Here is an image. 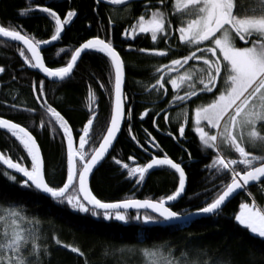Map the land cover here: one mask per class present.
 <instances>
[{"label": "snow or ice", "instance_id": "obj_1", "mask_svg": "<svg viewBox=\"0 0 264 264\" xmlns=\"http://www.w3.org/2000/svg\"><path fill=\"white\" fill-rule=\"evenodd\" d=\"M134 2L96 0V5L98 7L103 3L113 12L123 11L130 15ZM35 8L46 14V18L54 24L50 39H39L18 27L3 25H0V38L16 42L23 64L43 73L46 78H53V82L69 78L82 53L101 54L110 65L109 83L112 87L106 91L111 99V116L106 132L97 144L92 132L96 111L91 105L95 94L90 88V116L77 134V142L69 121L47 102L45 81L41 79L33 83V93L48 114V125L53 134L62 131L61 143L66 142V179L58 185H52L46 179V164L33 133L21 123L0 116V130L15 138L26 153L14 160L0 152L3 175L13 185L22 188L19 200L9 199L8 193L0 190V200H7V203H0V264H45L46 257L47 264H50V246L44 242L47 236L40 227V221L25 212L27 205L22 198L27 193H43L60 209L67 207L72 212L90 214L108 222L114 220L121 225L128 224L132 219L130 210H135L134 219L148 226L186 221L193 215H219L226 202L240 191L251 196L250 186L264 187V0H156L155 3L153 0H143L141 14L123 30L122 34L128 39L150 37L154 46L138 51L167 60V63H160L156 67L154 82L145 91L150 95L155 93L162 102L179 109L176 114L178 136L173 138H184L186 127L190 128L202 148L207 150L205 155L211 157L206 169L220 179V187L210 202L206 200L204 206L187 215L172 207L185 193L186 172L182 163L176 162L167 153L163 156L152 155L148 162L134 167L124 163L123 168L127 169L128 177L136 179L137 184L144 181L146 174L155 168L174 171L178 175V184L170 194L158 199L128 198L105 202L93 193L89 186L90 174L113 146L126 113L131 118L132 110L128 106L125 89V62L112 39L97 35L75 47L64 66H46L41 46H50L51 42L58 41L77 12L69 10L62 17L50 6L37 4ZM28 14L29 9L20 11L21 16ZM115 23L109 18V31ZM161 42L166 47H158ZM3 72L5 68L0 66V73ZM100 87L104 88V85ZM10 107L14 110L21 108L17 104ZM23 110L35 111L32 108ZM147 114L148 109L145 108L140 114L141 119ZM163 118L170 122L167 113ZM153 123L155 125V119ZM43 126L44 121L41 120ZM145 132L150 138L148 143L153 148H160L152 133L147 129ZM129 133L131 135V128ZM168 134L173 135L172 132ZM131 138L136 140L135 135H131ZM136 142L140 143L138 140ZM140 146L144 147L143 144ZM129 159L134 158L130 156ZM113 160L117 165L122 164L116 157ZM17 174L21 177L19 180ZM222 177H229V182ZM234 219L264 245V207L258 206L255 199L251 203H240ZM51 239L55 245L70 253L81 257L85 255L80 247L64 243L56 235ZM136 243L140 244L141 241L137 240ZM124 251L134 252L135 245H121L112 249L113 253ZM140 251L146 264H201V255L206 257L203 264H211L203 248L196 254L184 248L177 255L173 246L160 242L145 246ZM102 255H108L107 246ZM215 264H233V261L229 256L216 260Z\"/></svg>", "mask_w": 264, "mask_h": 264}, {"label": "trees", "instance_id": "obj_2", "mask_svg": "<svg viewBox=\"0 0 264 264\" xmlns=\"http://www.w3.org/2000/svg\"><path fill=\"white\" fill-rule=\"evenodd\" d=\"M155 2L156 0H153V3ZM37 4L52 7L62 17L69 10L77 12L69 26H65L57 44L41 51L46 66H64L75 47L97 35L112 39L114 47L125 62V89L128 106L132 110L131 118L129 119L126 113L121 133L113 149L92 174L89 186L93 193L105 202L128 198L158 199L170 194L178 184V176L174 171L156 168L146 174L144 181L137 184L136 179L128 177L127 169L123 168L124 163L134 167L148 162L152 155L163 156L167 153L170 158L182 163L186 172L185 193L172 205L173 209L188 214L204 206L206 200L210 202L220 187V179L205 167L211 160L209 155H205L207 150L202 148L198 137L191 133L190 128L186 127L184 138L174 139L173 136H178L176 114L179 109L162 102L155 93L150 95L145 91V88L154 82L156 67L160 63H167V60L138 51L140 48L154 46L150 37L139 36L132 40L122 34L124 28L141 14L143 1L131 5L130 15L127 13L117 17V13L103 3L97 7L96 0H1L0 25L18 27L22 32L34 34L39 39H49L54 32V24L46 18V14L35 8ZM23 9H29V14L21 16L20 11ZM109 18L116 21L110 31ZM158 47L164 48L166 45L161 42ZM60 49L64 51L61 52ZM105 60L106 58L98 53L83 54L69 78L62 82H50L23 64L16 44L0 39V66L5 68V72L0 73V116L21 123L33 133L46 164V179L52 185L61 184L66 179V142L63 145L61 143L62 131L53 134L48 125V114L36 100L32 85L41 79L45 81L47 102L69 121L75 140L90 116L88 98L91 88L95 94L91 107L96 111L92 132L98 144L107 128L111 111V99L106 91L112 87L109 83L110 65ZM101 84L104 88L100 87ZM12 104L20 105V110L12 109ZM24 108H32L35 111L26 112ZM145 108L148 109V114L141 119L140 114ZM166 113L170 122L163 118ZM153 119L156 121L155 125ZM41 120L44 121L43 127ZM54 127L58 128L56 125ZM129 128L139 144L131 138ZM145 129L152 133L160 148H153L148 143L150 138ZM169 132L173 135L170 136ZM141 144L144 145L143 148ZM145 148L148 150L145 151ZM0 152L10 155L14 160L26 155L15 138L4 130H0ZM130 156L134 159L130 160ZM113 157L121 160L122 164L117 165ZM20 178L17 175V179ZM221 179L225 182L230 180L229 177ZM0 190L7 192L9 199H21V186L13 185L3 175V169H0ZM249 191L258 206L264 207V187L252 186ZM22 202L27 205L26 214L39 219L40 227L47 236V241L44 242L50 246V264H146L140 249L160 242L173 246L177 255L179 250L184 248L192 254L203 248L211 264L229 256L233 264H264V245L234 219L240 203L252 202L245 192L227 202L219 215L164 226H143L134 219L135 212H130L132 219L127 225H121L114 220L104 221L90 214L72 212L67 207L60 209L41 193H27ZM0 203H7V200H0ZM146 228L150 230L146 231ZM53 235L58 236L64 243L80 247L85 255L81 257L55 245L51 239ZM137 240L141 243L137 244ZM121 245H135V251L112 252L113 248ZM105 246L107 256L102 255ZM205 258L204 255L200 256L201 264ZM47 261L46 257L45 264Z\"/></svg>", "mask_w": 264, "mask_h": 264}, {"label": "water", "instance_id": "obj_3", "mask_svg": "<svg viewBox=\"0 0 264 264\" xmlns=\"http://www.w3.org/2000/svg\"><path fill=\"white\" fill-rule=\"evenodd\" d=\"M1 1V0H0ZM135 1H140V0H135ZM68 26V25H67ZM64 32V31H63ZM63 32H62V34H61V37H62V35H63ZM1 40H4V41H7V42H10V43H14V44H16V42H11V41H8L7 39H2V38H0ZM50 39V38H49ZM59 41V40H58ZM58 41H53V42H51V44H50V46H41L42 47V50H44V49H47V48H49V47H51V46H53V45H55V44H57V42ZM242 43V42H241ZM84 53H82V55H83ZM82 55H81V57H82ZM81 58H79L78 59V61H77V63L79 62V60H80ZM77 65V64H76ZM76 66H74V68H75ZM28 69H30V70H33V71H36L41 77H43L45 80H47V81H53V78H46L45 76H44V74L43 73H40L38 70H34V69H31L30 67H28ZM74 70V69H73ZM110 116H111V112H110ZM109 123H110V117H109V122H108V125H109ZM123 123H124V120L122 121V124H121V130H122V127H123ZM107 125V126H108ZM105 132H106V130H105ZM120 133H121V131L120 132H118V134H117V138H118V136L120 135ZM105 134V133H104ZM116 140L117 139H115L114 141H113V146L109 149V152L108 153H106V155H105V157L99 162V164L94 168V170H93V172L90 174V176H89V183H90V179H91V176H92V174L94 173V171L101 165V163L108 157V155L110 154V152H111V150L113 149V147H114V145H115V142H116ZM156 169V168H155ZM155 169H153V170H150L149 171V173H151L152 171H154ZM19 177H20V175L19 174H17ZM178 176V175H177ZM250 187H252V186H250ZM185 188H186V186H185ZM243 191H240L239 192V194L240 193H242ZM42 195H44L45 197H47L45 194H43V193H41ZM182 196H183V194H182ZM236 196V195H235ZM233 199V198H232ZM179 200V199H178ZM178 202V201H177ZM177 202H175V203H177ZM175 203H173V204H175ZM227 203V202H226ZM172 204V205H173ZM224 207V206H223ZM141 212H143L144 210H140ZM130 212H135V210H130ZM188 214H190V213H188ZM185 215H187V214H185ZM201 217H205V216H195V215H193V216H190V218L188 219V220H186V221H184V220H181V221H174L172 224H159V225H149V226H164V225H177V224H181V223H186V222H190V221H193V220H195V219H198V218H201ZM208 217V216H207Z\"/></svg>", "mask_w": 264, "mask_h": 264}, {"label": "rangeland", "instance_id": "obj_4", "mask_svg": "<svg viewBox=\"0 0 264 264\" xmlns=\"http://www.w3.org/2000/svg\"><path fill=\"white\" fill-rule=\"evenodd\" d=\"M117 13V17H119L120 15H125V14H127L128 12H123V11H120V12H116ZM239 212V211H238ZM237 212V213H238Z\"/></svg>", "mask_w": 264, "mask_h": 264}, {"label": "flooded vegetation", "instance_id": "obj_5", "mask_svg": "<svg viewBox=\"0 0 264 264\" xmlns=\"http://www.w3.org/2000/svg\"><path fill=\"white\" fill-rule=\"evenodd\" d=\"M140 1H143V0H140ZM135 2H138V1H135ZM69 26V25H68ZM67 25H66V27H68ZM28 67V66H27ZM79 132H80V130H79ZM191 133H193L192 131H191ZM76 138H78V135H77V137ZM77 140V142H78V139H76ZM251 149V148H250ZM251 150H254V149H251Z\"/></svg>", "mask_w": 264, "mask_h": 264}, {"label": "bare ground", "instance_id": "obj_6", "mask_svg": "<svg viewBox=\"0 0 264 264\" xmlns=\"http://www.w3.org/2000/svg\"><path fill=\"white\" fill-rule=\"evenodd\" d=\"M50 82H53V81H50ZM111 112V111H110ZM110 117V116H109ZM109 122V121H108ZM108 125V124H107ZM41 155H42V153H41ZM246 193V192H245ZM247 194V193H246ZM248 195V194H247ZM237 196V195H236ZM249 196V195H248ZM252 200H253V198L251 197V196H249Z\"/></svg>", "mask_w": 264, "mask_h": 264}]
</instances>
